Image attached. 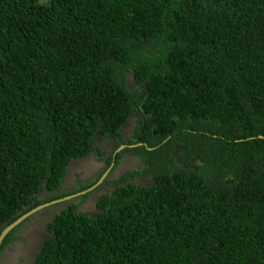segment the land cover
Listing matches in <instances>:
<instances>
[{
    "label": "trees",
    "instance_id": "trees-1",
    "mask_svg": "<svg viewBox=\"0 0 264 264\" xmlns=\"http://www.w3.org/2000/svg\"><path fill=\"white\" fill-rule=\"evenodd\" d=\"M108 170L0 257L264 264V0H0V234Z\"/></svg>",
    "mask_w": 264,
    "mask_h": 264
},
{
    "label": "rangeland",
    "instance_id": "rangeland-1",
    "mask_svg": "<svg viewBox=\"0 0 264 264\" xmlns=\"http://www.w3.org/2000/svg\"><path fill=\"white\" fill-rule=\"evenodd\" d=\"M133 127L135 128V125L133 123H131V130L129 132V134L127 135V137H130L133 133L131 132L133 130ZM129 157L128 155L125 156ZM91 166H93L94 168H92ZM99 168L98 163L96 162L95 159L92 160H86L83 162H78L76 164L73 165V169L74 172L78 173V170H82L84 171H88L90 175H93V171L95 170L97 172V167ZM80 172V173H83ZM95 172V173H96ZM79 173V174H80ZM85 173V172H84ZM70 185H73V182L70 183ZM94 202H91L90 198H86V199H79V200H73V204H82L81 205V210H86L90 213H94L96 211V208L94 207ZM67 206V205H64ZM64 206L62 208H64ZM52 209L46 210L44 211L41 216H39L38 218H36L32 224L27 225L23 230H22V234L23 235H30V237H32L33 239L36 238V235L39 234L40 232L43 233L46 225L48 222H50L52 214L54 213ZM51 211V212H50Z\"/></svg>",
    "mask_w": 264,
    "mask_h": 264
},
{
    "label": "water",
    "instance_id": "water-1",
    "mask_svg": "<svg viewBox=\"0 0 264 264\" xmlns=\"http://www.w3.org/2000/svg\"><path fill=\"white\" fill-rule=\"evenodd\" d=\"M141 145V144H140ZM134 146V145H133ZM126 146L123 145L121 146L118 150H117V153L120 152L122 149H124ZM113 167V166H112ZM111 170V169H110ZM110 170H108L103 176L102 178L99 180V182L91 187L90 189L86 190V191H83L81 193H78L76 195H73V196H69V197H66V198H63V199H60V200H56L54 202H51V203H48V204H44V205H41L29 212H27L26 214L22 215L20 218H18L15 222H13L12 224H10L9 226H7L3 231L2 233L0 234V248H1V245L2 243L4 242V240L7 238V236L14 230L16 229L19 225H21L22 223H24L28 218H30L31 216H33L34 214H36L37 212H39L40 210L44 209L45 207H48L50 205H53V204H57V203H60V202H64L66 200H70L74 197H78V196H82V195H85L87 194L88 192H91L93 191L96 187H98L99 185H101L105 179L107 178Z\"/></svg>",
    "mask_w": 264,
    "mask_h": 264
},
{
    "label": "flooded vegetation",
    "instance_id": "flooded-vegetation-1",
    "mask_svg": "<svg viewBox=\"0 0 264 264\" xmlns=\"http://www.w3.org/2000/svg\"><path fill=\"white\" fill-rule=\"evenodd\" d=\"M137 142H138V139H137ZM92 157H94V156H92ZM89 160H92V158H90ZM105 162L106 161L103 160L101 163H99V162H97V163H98V165H99L100 168H103L104 165H105L104 164ZM91 167L94 168L93 166H91ZM77 172L80 173V172H83V171L80 169ZM84 172L83 173H80V174H82V179L83 180H85L88 177V175H89V172L88 171H84ZM95 172L96 171L94 170L93 171V174ZM97 173H98V171L95 174H97ZM95 179L96 178H95V175H94L91 179H88L89 181L88 180L87 181L89 183H92L93 181H95ZM87 181H84V183H86ZM97 199H98V197H97ZM97 199L95 198V200H97ZM26 241H27V243H26L27 246H29L31 248H36L37 247V240H33L32 237H29ZM4 253L6 255L3 256V257H1V261H2L1 264H17L19 262V259L17 258L18 252L16 250H13L11 248H8ZM20 253H22L24 256H27V252L26 251H22ZM31 256H32V253L29 252L28 258H30Z\"/></svg>",
    "mask_w": 264,
    "mask_h": 264
},
{
    "label": "clouds",
    "instance_id": "clouds-1",
    "mask_svg": "<svg viewBox=\"0 0 264 264\" xmlns=\"http://www.w3.org/2000/svg\"><path fill=\"white\" fill-rule=\"evenodd\" d=\"M135 119H137V115H134L133 117H132V120L134 121V122H136L135 121ZM131 126V125H130ZM129 127V126H128ZM131 130V129H130ZM130 130H129V132H130ZM129 132H128V134H129ZM132 133H134V130H132L131 131ZM127 134V135H128ZM135 145L134 146H137V145H140V144H136L137 143V140H135ZM142 145V144H141ZM133 146V145H132ZM123 150V149H122ZM121 150V151H122ZM120 151V152H121ZM100 168V167H99ZM109 175V174H108ZM95 190V189H94ZM92 192V191H91ZM81 193V192H80ZM88 193H90V192H88ZM78 194V193H77ZM73 195H76V194H73ZM73 195H71V196H73ZM86 195V194H85ZM82 196H84V195H82ZM67 197H69V196H67ZM81 196H78V197H74V198H72V199H70V200H66L67 201V203L66 204H64V205H68V203L69 202H73V200H79V199H82V198H80ZM66 198V197H65ZM61 199H63V198H61ZM56 200H60V199H56ZM56 200H54V201H56ZM83 200V199H82ZM54 201H52V202H54ZM65 201V202H66ZM49 203H51V202H49ZM45 204H48V203H45ZM60 204H63V202H60V203H57V204H53V205H50V206H48V207H45L44 209H42V210H40L39 212H37L36 214H34L33 216H31L30 218H28L26 221H28L27 222V224L20 230V232L18 233V235L21 237L22 236V230L27 226V225H29V224H32V222L36 219V218H38L39 216H41V214L44 212V211H46V210H49V209H51V208H53L52 210H53V214H52V217H51V219H53L54 218V215H55V212H57V211H59V212H61L64 208H62L64 205H60ZM42 205H44V204H42ZM79 205V207L81 208V205L82 204H78ZM41 206V205H40ZM55 206V207H54ZM39 207V206H38ZM37 208V207H36ZM35 209V208H34ZM33 210V209H32ZM51 210V211H52ZM31 211V210H30ZM50 211V212H51ZM82 211H84V212H87V213H90V212H88V211H86V210H82ZM29 212V211H28ZM27 213V212H26ZM25 213V214H26ZM92 214V213H91ZM31 220V222L29 223V221ZM30 237V235H27V237H26V239L27 238H29ZM33 240H37V238H35V239H33ZM40 241H38L37 240V248H41V243H39ZM19 244H21V245H25V244H23V243H19ZM26 246V245H25ZM1 257H0V264H1Z\"/></svg>",
    "mask_w": 264,
    "mask_h": 264
}]
</instances>
